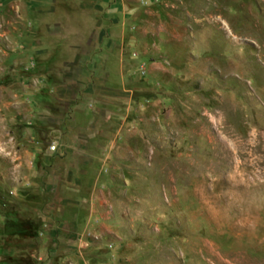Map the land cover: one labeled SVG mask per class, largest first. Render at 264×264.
<instances>
[{"label":"rangeland","instance_id":"1","mask_svg":"<svg viewBox=\"0 0 264 264\" xmlns=\"http://www.w3.org/2000/svg\"><path fill=\"white\" fill-rule=\"evenodd\" d=\"M0 264H264V0H0Z\"/></svg>","mask_w":264,"mask_h":264}]
</instances>
